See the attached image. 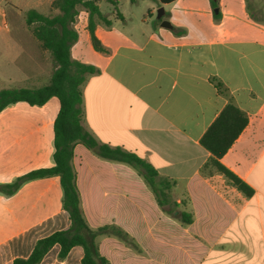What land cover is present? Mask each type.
<instances>
[{
  "label": "crops",
  "instance_id": "obj_1",
  "mask_svg": "<svg viewBox=\"0 0 264 264\" xmlns=\"http://www.w3.org/2000/svg\"><path fill=\"white\" fill-rule=\"evenodd\" d=\"M53 1L40 0L50 7L49 15L58 13ZM168 34L154 28L142 40L133 33L119 40L96 25L103 50H96L95 60L87 64L97 71L82 85V124L100 144L135 153L160 176L176 181L174 198L179 202L188 195L194 221L183 227L162 211L135 169L77 144L73 163L87 221L93 228L118 225L143 250L139 254L114 237H101L99 249L110 264H264V32L256 37L226 31L190 41ZM18 43L7 49V56L17 48L30 55V44ZM15 60L6 62L15 66ZM18 66L16 73L0 67V87L32 85L30 72ZM213 77L225 84L228 95L218 91ZM230 99L248 115L249 124L221 162L253 190L250 197L216 171L210 177L201 173L211 154L200 140ZM50 100L43 106L18 102L0 113V168H8L0 173V186L54 166L60 105L51 106ZM21 103L30 107L17 109ZM57 198L52 212L27 222V216ZM0 215L8 231L0 239V261L16 247L22 252L16 257H28L38 239L70 225L56 176L28 180L11 194L0 191ZM59 251L54 246L43 262L51 256L52 263L81 264L82 247L73 248L63 261Z\"/></svg>",
  "mask_w": 264,
  "mask_h": 264
},
{
  "label": "trees",
  "instance_id": "obj_2",
  "mask_svg": "<svg viewBox=\"0 0 264 264\" xmlns=\"http://www.w3.org/2000/svg\"><path fill=\"white\" fill-rule=\"evenodd\" d=\"M99 1L101 0H54L52 8L58 11L56 14L46 15L35 9L28 11L26 23L32 27L34 36L42 46L51 53L56 68L49 83L42 87L0 90V113L11 104L25 102L31 106H43L54 97L58 99L60 105L54 122V166L32 171L13 184L0 186V191L11 194L28 180L59 177L63 189V209L68 212L70 219L68 228L38 239L28 257H16L12 264H41L56 245L60 246L58 254L60 261L65 260L73 248L82 247L84 254L81 264H110L100 252L98 241L100 237H114L135 252L143 253L135 238L118 225L113 223L93 228L88 223L82 208L77 171L73 163L77 144L84 145L102 159L124 163L135 169L154 194L162 211L183 227H188L194 221V212L188 195L182 197L179 202L174 198L176 181L160 176L153 166L135 153L120 147L100 144L82 124V85L86 77L97 70L91 65L72 59L71 46L78 40V33L72 28V24L79 13L77 7H84L90 14L88 28L92 44L95 50L102 51L103 47L95 35V19L99 18L108 25L111 21L101 12ZM107 1L115 3V0ZM158 1L168 4L176 0ZM212 6L215 8L217 2L212 1ZM214 15L218 17L217 14ZM173 30L176 32V28ZM211 81L221 94L228 95V89L220 79L213 77ZM248 124V115L234 103L233 99H230L204 133L200 143L211 154L210 159L201 169L202 175L210 177L212 171H216L250 197L253 190L221 162Z\"/></svg>",
  "mask_w": 264,
  "mask_h": 264
},
{
  "label": "rangeland",
  "instance_id": "obj_3",
  "mask_svg": "<svg viewBox=\"0 0 264 264\" xmlns=\"http://www.w3.org/2000/svg\"><path fill=\"white\" fill-rule=\"evenodd\" d=\"M212 1L217 2L215 8L212 6ZM40 4H42L40 0H0V67L14 73H16V66L24 67L25 71L32 75L30 81L32 85L23 87L32 89L48 84L56 68L52 55L45 52L44 48L33 40L32 27L26 23L27 12L30 10L35 9L49 15L50 7ZM98 5L105 17L112 21V25L109 26L96 18L97 27L103 34L112 33L114 38L119 40L127 39L129 33L136 34L134 38L142 40L144 32H151L154 28L161 29L157 18L160 8H164L165 11L162 18L176 28V32L166 29L171 36L168 35L178 40L208 39L224 34L226 31L231 34L261 37L264 32V0H176L168 4H162L158 0H115V3L102 0ZM77 9L79 13L72 28L78 33V40L71 46V55L74 60L89 64L95 60L96 55L88 28L90 14L82 6H78ZM216 9L219 10L218 13L215 12ZM149 11H152L151 15ZM119 14L121 15L118 16ZM145 19L148 21L145 22ZM29 38L31 42H28ZM18 42L24 44L25 47L27 43L30 44V55L17 53V48L15 52H10V56H7V49L11 45L16 46ZM8 59H16L15 66L8 64L6 62ZM1 83H4L2 79H0ZM7 87L18 88L16 85H4L0 87V90ZM21 104L23 106L17 109L30 107L25 103ZM49 104L51 106L58 104L57 98L51 99ZM7 171L8 168H0V173L5 174ZM58 202V198L48 200L46 208L41 207L39 213H31L26 217L27 222L42 219L56 208ZM2 220L3 217L0 215V239L5 238L8 232L7 225L3 224ZM18 222L16 221V232L20 228ZM51 228L54 230L57 227L53 225ZM33 239L34 237L26 244L32 243ZM100 239L101 237L98 241ZM21 253L16 247L13 254L8 253V255L1 256L0 264H10L12 258ZM42 264L61 263L58 260L52 263L51 256H48Z\"/></svg>",
  "mask_w": 264,
  "mask_h": 264
},
{
  "label": "water",
  "instance_id": "obj_4",
  "mask_svg": "<svg viewBox=\"0 0 264 264\" xmlns=\"http://www.w3.org/2000/svg\"><path fill=\"white\" fill-rule=\"evenodd\" d=\"M215 12L218 13L219 10L216 9ZM164 14H165L164 8H160L158 10V15H157L158 20L161 19L164 16ZM160 26H161V28H164V29H169V30H173L174 29V26L170 22H168L166 20H163L161 22Z\"/></svg>",
  "mask_w": 264,
  "mask_h": 264
},
{
  "label": "flooded vegetation",
  "instance_id": "obj_5",
  "mask_svg": "<svg viewBox=\"0 0 264 264\" xmlns=\"http://www.w3.org/2000/svg\"><path fill=\"white\" fill-rule=\"evenodd\" d=\"M164 20V18L159 19V24H161V22Z\"/></svg>",
  "mask_w": 264,
  "mask_h": 264
}]
</instances>
